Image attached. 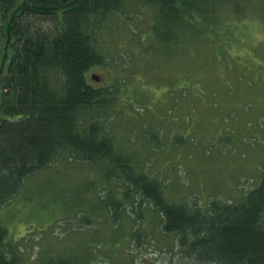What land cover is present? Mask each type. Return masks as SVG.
Instances as JSON below:
<instances>
[{
    "label": "rangeland",
    "instance_id": "rangeland-1",
    "mask_svg": "<svg viewBox=\"0 0 264 264\" xmlns=\"http://www.w3.org/2000/svg\"><path fill=\"white\" fill-rule=\"evenodd\" d=\"M249 3L239 8L246 14L239 20L231 16L229 6L222 8L214 24L221 36L214 43L216 36H208L214 31L196 38L191 55L198 60L197 66L190 61L195 66L191 70L189 62H181L183 56L186 63L187 44H179L184 51L177 54L180 62L177 56L163 60L176 50L161 47L156 37L146 47L130 34L137 31L148 41L151 8L129 3L110 15L111 25L101 30L99 46L109 54L107 64L93 68L88 80L95 87L117 83L122 88L113 109L98 116L106 121L116 149L133 156L137 170L160 179L170 201H236L255 185L264 166V0ZM166 67L171 68L167 75L162 74ZM204 68L206 75L200 70ZM219 73L224 80L231 78L227 88H219L224 82L217 79ZM187 81L195 87L189 97ZM136 106L144 107V113L135 109L140 116L133 111ZM150 126L163 133L159 146L148 141ZM118 183L108 181L102 168L76 162L67 154L33 176L15 201L0 210L11 240H26L21 264H34L40 251L46 258L64 252L62 258L77 264V251L82 253L87 245L96 254L91 264H192L171 248L173 240L162 235L158 216L146 209L147 202L136 208L145 217L132 211L138 207L137 197L127 201L129 215L119 226L107 224L112 214L100 206L109 189L120 193ZM137 231L145 233L139 243L130 239ZM98 240L108 241L105 247H91Z\"/></svg>",
    "mask_w": 264,
    "mask_h": 264
},
{
    "label": "trees",
    "instance_id": "trees-1",
    "mask_svg": "<svg viewBox=\"0 0 264 264\" xmlns=\"http://www.w3.org/2000/svg\"><path fill=\"white\" fill-rule=\"evenodd\" d=\"M132 2L153 12L148 41L137 31L130 33L138 37V44L147 47L156 37L161 47L176 50L163 60L185 51L186 63L183 56L177 59L189 62L190 70L195 67L190 61L197 66L198 58L191 55L196 38L214 31L208 35L216 36L214 43L221 36L214 24L222 8L229 6L231 16L239 20L246 16L239 8L250 5L249 0H0V210L15 201L33 176L67 154L76 162L102 168L108 181L118 180L120 193L109 189L100 206L112 214L108 225L119 226L129 215L127 201L137 197L138 207L132 211L145 217L137 209L147 202L146 209L158 216L162 235L173 240L171 248L192 264H264V166L255 185L236 201H170L160 179L137 170L134 157L116 149L106 121L98 116L113 109L122 87H95L88 73L107 64L109 54L99 46L101 30L111 25L107 18ZM45 19L52 23L45 25ZM180 43L187 44V50ZM200 70L206 75V68ZM218 76L224 81L219 88H227L231 78ZM192 78L188 75L194 82ZM187 85L189 97L195 87L188 81ZM179 91L183 97L184 91ZM169 92L176 99L172 88ZM137 108L144 113L142 106L133 111ZM162 134L150 126L148 141L159 146ZM176 141L180 144L182 139ZM144 234L132 232L130 239L139 243ZM98 241L91 247H105L108 240ZM26 246L24 239L11 240L0 220V264H21ZM87 246L77 251V264L95 261L96 254ZM63 253L46 258L40 251L34 264H72Z\"/></svg>",
    "mask_w": 264,
    "mask_h": 264
},
{
    "label": "water",
    "instance_id": "water-1",
    "mask_svg": "<svg viewBox=\"0 0 264 264\" xmlns=\"http://www.w3.org/2000/svg\"><path fill=\"white\" fill-rule=\"evenodd\" d=\"M92 79H94L95 81H98L99 80V77L96 76V75H92Z\"/></svg>",
    "mask_w": 264,
    "mask_h": 264
}]
</instances>
